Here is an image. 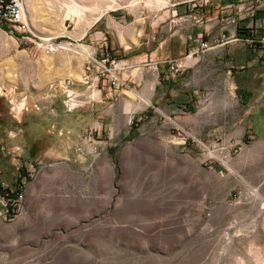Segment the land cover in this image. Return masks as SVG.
<instances>
[{
    "label": "rangeland",
    "instance_id": "rangeland-1",
    "mask_svg": "<svg viewBox=\"0 0 264 264\" xmlns=\"http://www.w3.org/2000/svg\"><path fill=\"white\" fill-rule=\"evenodd\" d=\"M24 1L28 29L0 26V191L10 197L20 176L23 193L10 217L0 202V264H264V117L254 116L256 133L242 132L235 85L227 99L215 61L200 75L194 112L117 116L130 131L115 173L92 157L101 119L84 102L99 86L95 76L116 68L104 70L98 62L108 56L110 67L113 57L85 33L97 15L124 14L141 26L184 0ZM141 123L153 141L138 137ZM45 127L47 146L57 144L58 127L67 139L84 129L68 140L74 158L25 164L39 148L28 151L19 135Z\"/></svg>",
    "mask_w": 264,
    "mask_h": 264
},
{
    "label": "crops",
    "instance_id": "crops-1",
    "mask_svg": "<svg viewBox=\"0 0 264 264\" xmlns=\"http://www.w3.org/2000/svg\"><path fill=\"white\" fill-rule=\"evenodd\" d=\"M85 35L91 37L92 43L95 41L100 51L105 49L115 61L118 59L116 62L127 63L124 67L116 66L115 77L95 76L99 81L97 95L84 102H89L88 115L101 119L91 130L92 157L100 158L113 173L121 156L119 142L127 140L130 131L126 123L117 122L115 117H128L130 110L139 120L155 114L166 119L177 112H187L189 107L194 112L193 100H200L199 92L203 88L199 83L205 81L200 75L207 68V61L218 64L226 82L227 99L231 98L229 85H235L237 100L247 119L242 132L256 133L254 116L264 117V44L252 41H264L261 38L264 36V0L178 1L158 18L147 20L141 26L130 21L128 15L102 14ZM202 41L208 43L207 48H203ZM169 59H178L182 65L175 77L170 76L168 66L162 63ZM154 63H158L157 67ZM147 110L151 111L149 116L145 115ZM140 126L137 127L138 137L153 141L147 136L148 125ZM46 127L42 133H28L26 139L23 138L25 131L19 135L23 147L24 141L26 146L30 143L28 151L36 145L39 148L34 156L30 153L25 164L38 156L43 159L75 157V153H66L68 140H79L84 129H80L75 138L67 139L66 133L58 127L57 144L47 146L43 141L49 137L50 129ZM153 129L157 130L156 126ZM163 141L167 138H162ZM190 156L193 158L192 154Z\"/></svg>",
    "mask_w": 264,
    "mask_h": 264
},
{
    "label": "built area",
    "instance_id": "built-area-1",
    "mask_svg": "<svg viewBox=\"0 0 264 264\" xmlns=\"http://www.w3.org/2000/svg\"><path fill=\"white\" fill-rule=\"evenodd\" d=\"M0 26L6 27L9 29V32L12 33L14 30L17 32H23L28 29V23L25 19V1L24 0H0ZM201 45L203 48L208 47V43L206 41H202ZM109 61L108 56L104 57L99 61L98 63L104 67V70L111 73V70L113 68H116V66L119 64L121 66H127L126 61H119L116 62L115 60H111L109 66L107 67L105 64ZM162 63L166 64L169 68L170 76H177L182 69V65L178 59H169L164 60ZM155 67H157L158 63H154ZM113 68H112V67ZM4 181L0 179V189H6L4 188ZM22 191L18 193L17 198H11V196H7V198L2 196V193L0 191V202L3 205L4 209V216L10 217L11 214L14 211V208L10 207V204L12 203V199L14 201L22 198ZM11 201V202H10Z\"/></svg>",
    "mask_w": 264,
    "mask_h": 264
},
{
    "label": "bare ground",
    "instance_id": "bare-ground-1",
    "mask_svg": "<svg viewBox=\"0 0 264 264\" xmlns=\"http://www.w3.org/2000/svg\"><path fill=\"white\" fill-rule=\"evenodd\" d=\"M69 7V10H71L72 12H73V16L74 17H78V20H77V23H76V25L77 26H80V25H82V22L80 21V19L82 18L79 14H80V10L79 9H72L70 6H68ZM100 15H97L96 17H95V19L94 20H96L98 17H99ZM90 25V22H87L86 23V27L87 26H89ZM43 39H45V40H48L49 39V37H42ZM82 56H84L85 58H92V54H91V52L90 51H88L87 49H78L77 50ZM130 93V92H129ZM96 95H97V90L95 91V90H92L91 91V94H90V98H95L96 97ZM132 95V94H131ZM228 95L230 96V97H233L234 96V88H233V85L232 84H230L229 85V87H228ZM144 98V97H143ZM146 100V99H145ZM147 101V100H146ZM147 102H149V101H147ZM148 104V103H147ZM132 112L133 111H131L130 110V115H132Z\"/></svg>",
    "mask_w": 264,
    "mask_h": 264
},
{
    "label": "trees",
    "instance_id": "trees-1",
    "mask_svg": "<svg viewBox=\"0 0 264 264\" xmlns=\"http://www.w3.org/2000/svg\"><path fill=\"white\" fill-rule=\"evenodd\" d=\"M4 28H6V27H4ZM237 93H238V89H237ZM150 114H151V111H149V110L145 111V115L146 116H149ZM143 115H144V113H143ZM27 179H28V177H27ZM20 181H21V178L19 176L16 179V182H15L16 187L14 188L13 191H9L10 195H11V198H17L18 193L20 192V189L18 188V185H20Z\"/></svg>",
    "mask_w": 264,
    "mask_h": 264
}]
</instances>
